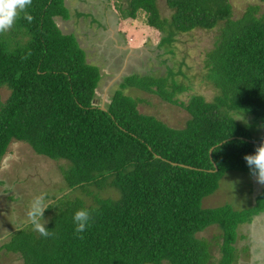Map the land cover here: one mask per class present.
<instances>
[{
    "label": "trees",
    "instance_id": "16d2710c",
    "mask_svg": "<svg viewBox=\"0 0 264 264\" xmlns=\"http://www.w3.org/2000/svg\"><path fill=\"white\" fill-rule=\"evenodd\" d=\"M165 2L169 18L157 0H129L120 12L136 18L143 11L166 46L175 34L217 27L203 62L216 91L211 101L198 94L180 101L187 88L169 70L123 75L102 109L100 67L56 22L69 19L65 0H32V21L21 12L0 33V89L9 91L0 100V165L12 141L26 142L66 164L60 173L70 190L46 204L48 236L29 223L12 231L0 251L18 254L22 264H210L217 247V264L238 260V228L264 211V188L245 210L204 208L202 199L227 171L251 175L243 157L264 138V7L250 4L233 18L229 0ZM127 88L182 105L189 118L175 128L142 113L138 105L145 100L123 93ZM236 112L252 115L253 122L238 121ZM89 187L116 197L94 194L87 204L72 196ZM82 208L91 219L77 233L73 215ZM212 225L219 234L197 236Z\"/></svg>",
    "mask_w": 264,
    "mask_h": 264
},
{
    "label": "rangeland",
    "instance_id": "374dc122",
    "mask_svg": "<svg viewBox=\"0 0 264 264\" xmlns=\"http://www.w3.org/2000/svg\"><path fill=\"white\" fill-rule=\"evenodd\" d=\"M128 1L65 0L71 12L69 16L72 18L63 25L67 30L80 36V44L86 50L88 61L100 67L102 79L96 90L97 102L104 106L109 101L123 75L129 73L167 75L169 70L173 72V78L187 88L178 95L180 101L187 102L193 94L201 95L207 101L213 100L216 91L205 79L203 62L206 53L213 47L219 33L218 28L212 30L195 28L190 32L178 33L174 35L169 46L166 44L164 46L160 44L161 32L148 26L146 14L138 11L135 20L131 19L128 24L125 21V24L118 25L119 35L123 38L111 35L109 31L100 30L99 26L104 17L108 19L110 25H115L118 18L121 21L126 20L120 10L128 6ZM229 1L232 5L233 18L239 17L250 4L264 7L262 0ZM157 5L161 15L169 18L172 11L165 0H157ZM85 8L89 11H80ZM94 9L98 15L92 12ZM130 37H133L131 41ZM123 93L143 98L145 101L139 102V111L154 115L171 127L181 128L189 118V113L182 105L164 102L156 95L134 88L124 89ZM8 94V89L1 88L0 100L4 101ZM236 113H240L234 115L238 121L253 122L252 115ZM255 135H259V132ZM62 165L66 164L37 154L26 142L14 140L10 143L0 165V245L12 231L29 224L26 213L34 197L43 194L44 203L48 204L50 199L70 191L64 187L60 173ZM253 177L245 172L227 171L221 177L218 188L202 199V206L212 208L228 204L234 210L251 208L256 195L260 192L259 188H264V184H259ZM94 194L116 197L114 191L100 192L95 187H89L87 192L75 191L72 196L92 204ZM43 217L46 220V216ZM31 228L34 230L33 226ZM219 233V227L212 225L197 236L211 239ZM238 233L244 236L236 242L239 257L235 264H264V211L257 215L252 223L241 225ZM244 246L245 250L242 249ZM216 248L210 264H217L219 253ZM0 264H22V259L16 253L1 250Z\"/></svg>",
    "mask_w": 264,
    "mask_h": 264
},
{
    "label": "clouds",
    "instance_id": "9594fccd",
    "mask_svg": "<svg viewBox=\"0 0 264 264\" xmlns=\"http://www.w3.org/2000/svg\"><path fill=\"white\" fill-rule=\"evenodd\" d=\"M31 4L32 0H0V33L8 31L21 12H23L24 18L31 22L33 17L27 11V8ZM243 159L246 161L251 175L259 183L264 184V138H262L260 144L255 146L254 152L252 154H246ZM46 207L44 195L41 194L33 198L29 204V210L26 213L27 222L42 236H48L50 234L45 227L47 221L43 217ZM90 219L91 214L88 209L82 208L77 210L73 215L75 231L77 233L84 232Z\"/></svg>",
    "mask_w": 264,
    "mask_h": 264
},
{
    "label": "crops",
    "instance_id": "0c3cea01",
    "mask_svg": "<svg viewBox=\"0 0 264 264\" xmlns=\"http://www.w3.org/2000/svg\"><path fill=\"white\" fill-rule=\"evenodd\" d=\"M65 4H66V2H65ZM80 7H82V5H80ZM69 8V7H68ZM82 8H84V7H82ZM81 12H83V11H89V10H87V8H85V10H80ZM94 14L96 13V11H95V9L92 11ZM69 13H71L70 12V9H69ZM104 13V12H103ZM97 15H98V13H96ZM72 17H70L69 16V19H64V20H62L61 18H57L56 19V22H57V24H58V26L60 27V29H61V31L63 32V33H67V34H70V33H74V35L76 36V39H77V41H78V43H79V45L81 46V44H80V36L79 35H77V34H75V32H73V31H69V30H67L66 28H65V26L63 25L65 22H68L70 19H71ZM127 18H129V17H127ZM127 18H125L126 20H119V18H118V20H117V22H116V24L115 25H110L108 22H107V20L108 19H106L105 17H104V19H102L103 20V22H102V24L99 26L101 29L100 30H103V31H109L110 33H111V35L112 34H115V36L117 35V36H120L119 35V30H118V25L120 24V23H122V24H125V21H127V23L126 24H128V22H130V20L132 19V20H135V18H129V19H127ZM121 37V36H120ZM121 38H123V37H121ZM133 39V37H130V41ZM129 40H128V42H129ZM82 47V46H81ZM102 79V78H101ZM108 86V85H107ZM252 176V175H251ZM253 179L254 180H257L255 177H253ZM260 184V183H259ZM263 187V186H262ZM261 189L262 188H259V190L261 191ZM262 213V212H261ZM259 215V214H258ZM257 216V215H256ZM255 216V217H256ZM254 217V218H255ZM254 218H253V220L250 222V223H252L253 221H254ZM250 223H244V224H242V225H248V224H250ZM241 226V225H240ZM239 229V228H238ZM239 234V236H238V239H237V241L239 240V238H243V236L244 235H242V233H238ZM242 249H244L245 250V246L242 248Z\"/></svg>",
    "mask_w": 264,
    "mask_h": 264
},
{
    "label": "water",
    "instance_id": "95a60500",
    "mask_svg": "<svg viewBox=\"0 0 264 264\" xmlns=\"http://www.w3.org/2000/svg\"><path fill=\"white\" fill-rule=\"evenodd\" d=\"M102 104H103V103H102ZM101 108H102V109H105V107H104L103 105H101ZM254 142L261 143V141H259V140H254ZM213 148H214V147H211V149L209 150V155H210V156H211V153H212ZM214 166H215V169H214V171H215L217 168H216V165H215V164H214Z\"/></svg>",
    "mask_w": 264,
    "mask_h": 264
}]
</instances>
